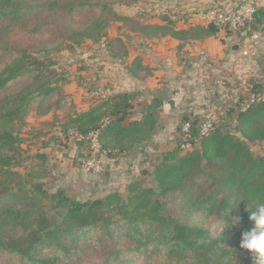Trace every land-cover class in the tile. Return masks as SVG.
Returning a JSON list of instances; mask_svg holds the SVG:
<instances>
[{
    "label": "trees",
    "instance_id": "trees-1",
    "mask_svg": "<svg viewBox=\"0 0 264 264\" xmlns=\"http://www.w3.org/2000/svg\"><path fill=\"white\" fill-rule=\"evenodd\" d=\"M82 8L100 13L75 33L82 39L100 36L111 20L122 22L132 33L180 42L222 32L214 24L177 30L168 16L161 18L164 24H142L92 0H0V56L12 58L0 70V94H5L0 99V264H146L150 257L162 264H252L251 253L239 244L241 232L250 226L246 205L264 202V156L249 146L264 142V103L239 112L243 94L236 111L226 114L221 125L215 121L206 137L199 130L206 119L183 116L179 134L189 123L193 146L196 140L199 145L183 154L179 137L175 149L157 158L152 174L156 187L133 181L126 195L115 192L82 201L64 190L53 191L45 182L50 176L44 167L47 154L32 157L42 162L26 175L12 171L21 166L15 123L24 121L33 102L50 99L58 88L45 75L43 60L11 46L5 37L15 26H29L28 21L38 33V23L47 17H68ZM254 28L264 32L260 11ZM128 69L132 77L145 71L140 58ZM261 75V81L248 80L254 93L264 91V67ZM22 78L31 80L12 89ZM135 97L118 92L100 98L64 123L66 138L73 130L82 138L79 145L89 151L85 138L100 131L101 157L127 155L157 130L162 105L155 101L133 120ZM235 216L242 217L239 224ZM99 245L109 252L100 260H86Z\"/></svg>",
    "mask_w": 264,
    "mask_h": 264
},
{
    "label": "rangeland",
    "instance_id": "rangeland-1",
    "mask_svg": "<svg viewBox=\"0 0 264 264\" xmlns=\"http://www.w3.org/2000/svg\"><path fill=\"white\" fill-rule=\"evenodd\" d=\"M92 1L106 3L119 16L132 17L142 24H156L157 19L172 12H177L176 15L179 13L201 15L208 10L205 6L210 4L205 3L204 8L203 3L199 6L185 7L183 4L179 5V0L178 2L176 0ZM229 1L223 3H236L235 0ZM224 4L215 3L214 7ZM99 14L96 9L82 8L68 17L50 16L38 23L40 27L38 33H33V24L28 21L29 26H15L5 37L11 46H16L36 59L43 60L46 63L45 75L52 81V86L58 88L50 99L33 102L32 110L24 121L15 123L14 133L20 140L18 158L21 166L12 168V171L26 175L34 164L42 162L32 157L47 154L44 167L50 172V176L45 182H48V186H51L53 191L64 190L71 197L82 201L104 198L115 192L126 195L128 186L133 181H138L146 188L156 187L152 177L155 165L153 169L145 165L147 168L136 173V177L125 174L120 180L115 174L107 177L102 162L101 173L89 170L85 161L91 154L90 144L85 140L89 145V151L82 154L85 149L84 146L79 145L82 138L73 130L68 132L66 138L62 129L68 119L80 112L81 104L88 103L92 94L101 93L103 88H107V86H99L98 83L104 77H109V71L119 75L120 78L123 73L127 74L126 65L131 55L135 56L138 45L143 42L142 39L150 38L129 32L122 22L116 20H111L109 27L102 31L100 36H95L96 38L82 39L75 35L95 21ZM11 60L10 56L3 58L0 56V70ZM30 80L31 78L28 80L22 78L12 86V89ZM4 96L5 94H0V99ZM215 121L219 125L222 123L220 120ZM249 146L254 154L264 156V142L250 143ZM154 162L156 164L157 158ZM105 247L107 246H97L86 260H100L98 258L109 252L104 249ZM146 260L148 261L146 264H162V261L155 257Z\"/></svg>",
    "mask_w": 264,
    "mask_h": 264
},
{
    "label": "crops",
    "instance_id": "crops-1",
    "mask_svg": "<svg viewBox=\"0 0 264 264\" xmlns=\"http://www.w3.org/2000/svg\"><path fill=\"white\" fill-rule=\"evenodd\" d=\"M259 1L261 6L264 5V0ZM223 2L230 1L179 0L178 3L185 7L199 6L201 3L204 7L205 3H210L205 6L208 12L215 3ZM206 12L201 15H176L177 12H172L168 17L177 30H187L195 26H208V21L204 20ZM161 18L157 19L156 24L165 23ZM142 40L137 44L135 56L131 55L128 60L127 74L123 73L120 78L109 71V77H104L98 83L107 88H103L101 93L92 94L88 103L81 104L79 110H88L97 100L109 94L128 92L136 96L131 117L138 120L155 101L162 102L157 130L146 142L127 155L101 157L105 175L115 174L118 180L125 174L136 177V173L147 168L145 165L153 169L156 158L175 149L178 145V128L184 115L193 114L223 122L229 111L234 113L240 94L244 93L243 84L249 79L261 81L263 78L264 32L248 56H244V38L236 33L219 32L216 36L189 42H180L171 37ZM136 58L141 59L145 71L139 77H132L128 67Z\"/></svg>",
    "mask_w": 264,
    "mask_h": 264
},
{
    "label": "built area",
    "instance_id": "built-area-1",
    "mask_svg": "<svg viewBox=\"0 0 264 264\" xmlns=\"http://www.w3.org/2000/svg\"><path fill=\"white\" fill-rule=\"evenodd\" d=\"M235 4H224L220 7L213 8L206 12L204 20L208 24L216 25L222 32L241 33L244 38L245 51L244 56H248L250 49L261 39L262 32L255 30V17L261 7L259 0H235ZM244 101L240 104L239 112H246L253 105L264 103V91L260 93L253 92V85L246 81L243 84ZM236 110V109H235ZM215 121L206 119L200 126L201 137L208 136L213 130ZM100 131L91 133L85 140L91 146L90 157L85 161L86 167L94 173H101L103 166L101 165L100 157V144H99ZM180 148L183 153H187L198 145L193 146V136L191 134V126L189 123H184L180 130ZM100 155L98 158L97 155Z\"/></svg>",
    "mask_w": 264,
    "mask_h": 264
},
{
    "label": "clouds",
    "instance_id": "clouds-1",
    "mask_svg": "<svg viewBox=\"0 0 264 264\" xmlns=\"http://www.w3.org/2000/svg\"><path fill=\"white\" fill-rule=\"evenodd\" d=\"M245 211L250 226L241 232L239 247L251 253L252 264H264V202L256 200ZM235 219L239 224L242 217Z\"/></svg>",
    "mask_w": 264,
    "mask_h": 264
},
{
    "label": "water",
    "instance_id": "water-1",
    "mask_svg": "<svg viewBox=\"0 0 264 264\" xmlns=\"http://www.w3.org/2000/svg\"><path fill=\"white\" fill-rule=\"evenodd\" d=\"M260 13L262 14V16L264 17V5H262L259 9ZM97 157L99 158L100 155L98 154Z\"/></svg>",
    "mask_w": 264,
    "mask_h": 264
}]
</instances>
